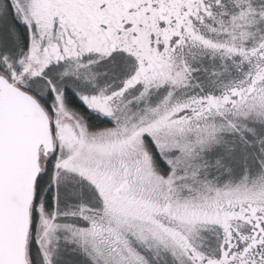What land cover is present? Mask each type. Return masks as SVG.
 <instances>
[{
  "label": "snow or ice",
  "instance_id": "snow-or-ice-1",
  "mask_svg": "<svg viewBox=\"0 0 264 264\" xmlns=\"http://www.w3.org/2000/svg\"><path fill=\"white\" fill-rule=\"evenodd\" d=\"M0 264H264V0H0Z\"/></svg>",
  "mask_w": 264,
  "mask_h": 264
}]
</instances>
